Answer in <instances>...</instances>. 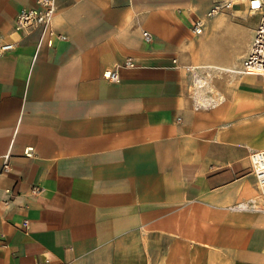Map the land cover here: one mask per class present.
<instances>
[{
  "label": "crops",
  "instance_id": "1",
  "mask_svg": "<svg viewBox=\"0 0 264 264\" xmlns=\"http://www.w3.org/2000/svg\"><path fill=\"white\" fill-rule=\"evenodd\" d=\"M35 3L0 0V38L14 43L0 56V264H264V199L233 210L259 197L249 153L264 149V78L237 72L233 86L231 71L233 35L243 60L259 15L240 4L208 18L212 0H57L39 41L14 29ZM213 30L231 35L218 59ZM184 65L219 69L223 101L196 110Z\"/></svg>",
  "mask_w": 264,
  "mask_h": 264
},
{
  "label": "built area",
  "instance_id": "2",
  "mask_svg": "<svg viewBox=\"0 0 264 264\" xmlns=\"http://www.w3.org/2000/svg\"><path fill=\"white\" fill-rule=\"evenodd\" d=\"M245 5L248 13L259 15V21L254 30V35L246 56L242 60V67L235 71L240 74L259 75L264 78V0H212V6L206 13V17H213L223 11L231 9L235 5ZM57 12V0H36L35 6L32 8L21 9L15 16V31H24L31 27L40 30V40L46 35H52L51 23ZM204 19L195 18L190 27L193 35H200L203 32ZM146 41L151 39L148 32H143ZM59 39H65L64 36L58 35ZM50 45V41H47ZM14 49V43L6 42L0 38V56ZM174 65H178L176 59L172 61ZM135 62L132 58H127L124 67H134ZM184 72L190 76V85L188 87L194 108L196 110L212 109L223 101V96L215 88L213 83L215 69L209 66L184 65L181 66ZM233 72V70H231ZM103 76L112 82H118L120 79L118 69L114 65H106L103 69ZM32 148L25 149L24 154L30 157ZM249 161L251 173L255 178V184L260 198L264 199V149L254 150L249 153ZM3 169L7 170V164L3 165ZM42 189L38 190L41 191ZM36 193L37 189H33ZM253 208V209H252ZM253 207L252 200L248 203H238L233 205V210H257ZM28 221H23L26 227ZM2 236V235H1Z\"/></svg>",
  "mask_w": 264,
  "mask_h": 264
},
{
  "label": "rangeland",
  "instance_id": "3",
  "mask_svg": "<svg viewBox=\"0 0 264 264\" xmlns=\"http://www.w3.org/2000/svg\"><path fill=\"white\" fill-rule=\"evenodd\" d=\"M257 20H258L257 17H251L249 18L248 23H251V24L253 23V28H254ZM210 35L211 36H210L209 42H211V44L209 46L207 45L208 47L207 56L212 59L213 58L218 59V58L224 57L226 55L228 46L231 44L230 33H226V32L220 33L217 30H213L211 31ZM234 42L235 41H234V35H233V70H236L242 67L241 61L245 53V48L244 46L242 47L241 45L234 43ZM237 76H238V73L233 72V86H234V81Z\"/></svg>",
  "mask_w": 264,
  "mask_h": 264
},
{
  "label": "bare ground",
  "instance_id": "4",
  "mask_svg": "<svg viewBox=\"0 0 264 264\" xmlns=\"http://www.w3.org/2000/svg\"><path fill=\"white\" fill-rule=\"evenodd\" d=\"M233 72H235V70H233ZM261 198L260 196L258 198H255V199H252V203H253V207H258V206H261L260 204L258 205L257 204V201H260ZM256 201V202H255ZM262 204V203H261ZM263 206V205H262ZM253 209V208H252ZM258 210V209H257ZM262 210H264V208H262Z\"/></svg>",
  "mask_w": 264,
  "mask_h": 264
}]
</instances>
